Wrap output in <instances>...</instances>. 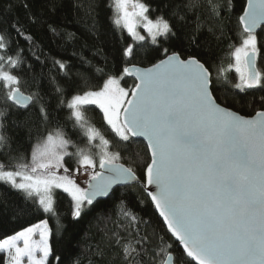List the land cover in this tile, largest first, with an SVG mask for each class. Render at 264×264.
Instances as JSON below:
<instances>
[{
	"label": "snow or ice",
	"instance_id": "obj_1",
	"mask_svg": "<svg viewBox=\"0 0 264 264\" xmlns=\"http://www.w3.org/2000/svg\"><path fill=\"white\" fill-rule=\"evenodd\" d=\"M114 2V25L122 24L137 42L146 39L136 31L134 18H142L152 45H156L145 55L156 62L146 68L130 63L140 52L138 45L127 44L117 50L112 74L100 70L102 76L106 75L102 85L93 88L85 79L71 96L68 108L71 118L84 129L86 148L68 153L70 141L61 131L50 130L33 146L29 163H19L15 170H6L0 163V181L23 194V203L15 205L18 214L58 217L54 190L61 189L71 197V216L77 220L85 204L91 206L96 197L107 196L113 185L140 182L133 166L118 162L122 159L121 151H111L109 139L95 127L86 126L82 108L96 105L103 111L104 120L118 138L122 151H129L134 138L142 137L147 142L149 158L142 172L143 191L163 218L171 237L181 246L173 248L165 243L164 237H159V244L149 248L156 239L155 233L137 234L138 239H129L127 243L112 233L107 237L106 247L109 250L115 247L113 258L119 259L120 264H264V96L258 101H247L249 107L260 105L254 115L244 116L234 111L235 104L243 106L245 101L235 96L220 100L214 95L207 61L198 53L185 56L183 52H169L162 47L158 37L172 34L168 19L163 16L149 19L147 6L139 0ZM206 2L213 15L220 18V24L214 28L222 36L227 18L220 13L231 10L230 0L223 4L219 0ZM200 6L201 0H188L185 5L189 10ZM24 8L30 12L27 3ZM2 12H14L11 0ZM29 19L34 23L39 21L35 13ZM238 22L246 36L231 53L234 64L229 68L238 74V82L233 86L238 90L236 95L246 96L250 89L264 90V75L256 69L258 48L254 34L264 23V0H247ZM7 27L26 31L18 18ZM49 30L54 31L55 26L49 24ZM4 31L5 28H0V32ZM6 47L4 36L0 35V50ZM158 56L163 58L157 59ZM6 63L15 67L18 61L9 56ZM57 63L64 69V63ZM131 76L137 81L135 87L130 90L122 87L121 81ZM14 85H19V79L5 70L0 56V87L7 88L5 107L0 108V148L8 146L11 140L6 132L7 101L25 110L34 101L33 95H25ZM40 112L46 119L43 106ZM97 138L98 144L94 143ZM72 155L77 157L75 172L79 174L82 169L87 175V188L76 182L72 170L66 166L65 157ZM9 159L26 157L21 154ZM0 252L7 253L5 264H24L25 259L27 264H51L54 250L48 220L40 219L0 239ZM97 254L108 255L99 246ZM56 261L61 264V257H56Z\"/></svg>",
	"mask_w": 264,
	"mask_h": 264
},
{
	"label": "trees",
	"instance_id": "obj_2",
	"mask_svg": "<svg viewBox=\"0 0 264 264\" xmlns=\"http://www.w3.org/2000/svg\"><path fill=\"white\" fill-rule=\"evenodd\" d=\"M10 0H0V32L7 45L0 50L6 71L12 72L19 79L20 90L33 95L25 110L7 101L8 116L6 119L7 135L11 138L8 146L0 148V163L6 170L15 169L19 163H27L33 146L40 142L50 130H59L70 141L68 147L73 152L85 148L88 144L84 129L71 118L68 100L87 79L88 84L95 88L102 85L104 74H112L116 65L117 50L127 44L138 45L140 55L131 59L130 63L139 66H150L155 59L145 55L156 47L148 39L133 41L127 30L116 26L112 0H11L14 12L3 13ZM147 8V16L157 18L163 16L172 26V34L158 37L163 48L169 52H183L185 56L198 53L207 61L214 81V95L220 100L227 96L230 100L235 96L244 102L235 104L233 110L242 115H253L260 105L249 107L247 101L259 100L264 90L259 88L248 90V94L238 93L233 86L238 82L237 75L229 65L233 63L231 55L241 44L246 33L238 22L243 11L245 0H230L231 10L221 11V17L227 18L223 24V35L215 30L220 18L213 15L206 0L201 6L189 10L185 7L188 0H140ZM216 3L217 0H212ZM227 3L228 0H219ZM28 4L30 12L24 8ZM31 13L39 17L38 22L29 19ZM176 13V15H173ZM180 17H183L181 19ZM15 18L24 25L26 31L7 27ZM49 24L55 30H49ZM19 32V34H18ZM256 66L264 75V30L257 33ZM11 56L18 61L15 67L7 65ZM163 58L158 56L157 59ZM64 63L61 69L59 63ZM223 69V71H221ZM118 74V73H117ZM122 86L132 88L133 77H125ZM59 89V91H58ZM7 88L0 87V108L5 107ZM43 106L47 118L40 112ZM84 122L98 129L110 141L111 151H121L122 159L118 162L133 166L140 182L115 187L106 198L94 201L93 205L85 204L82 216L74 220L71 216L72 202L61 190H54L55 208L58 217L43 213L35 216H20L15 208L23 203V194L0 181V239L13 235L40 219H47L50 229V244L54 255L51 264H57L56 257H61V264H120L119 259L112 257L115 247L109 250L107 237L117 233L127 243L129 239H138V235L155 233L148 245L153 248L159 244V237L173 248H180L167 231L163 218L159 216L147 193L143 191L144 176L142 175L145 161L149 156L146 145L140 139H133L129 151L124 152L106 124L102 112L94 105L82 108ZM133 153H139L138 156ZM21 154L24 160L9 159ZM68 164L73 156L66 157ZM73 165H70L72 167ZM124 212L128 215L125 216ZM135 217L133 220L132 217ZM58 226H63L62 229ZM107 234V236L105 235ZM104 248L107 256L97 254V247ZM5 255L0 252V264H5Z\"/></svg>",
	"mask_w": 264,
	"mask_h": 264
},
{
	"label": "rangeland",
	"instance_id": "obj_3",
	"mask_svg": "<svg viewBox=\"0 0 264 264\" xmlns=\"http://www.w3.org/2000/svg\"><path fill=\"white\" fill-rule=\"evenodd\" d=\"M112 2H113V8H114V18H115V16H116V9H115V2H114V0H112ZM135 2H137V0H132V3H135ZM139 2H140V0H139ZM128 10L131 12V11H133V8H132V4L130 3L129 5H128ZM146 15H147V13H146ZM149 19H152V20H155L156 18H150V17H148ZM135 20H136V31L137 32H139L141 35H144L145 36V38L146 39H148V41L149 42H151V38L149 37V35H148V33L145 31V29H144V27H143V24H144V21L142 20V18H140V17H135L134 18ZM121 27H123V25L121 24L120 25ZM124 28V27H123ZM132 40H133V38H132ZM134 41V40H133ZM242 41H243V39H242ZM242 41H241V44H242ZM241 44L239 45V46H241ZM238 46V47H239ZM232 64H234V58H233V63ZM233 70H234V68H232ZM235 71V70H234ZM236 73V72H235ZM236 75H237V78H238V74L236 73ZM238 80V79H237ZM15 86V85H14ZM121 86H122V84H121ZM122 87H124V86H122ZM126 89H132V88H127V87H125ZM70 100V99H69ZM94 106H96V105H94ZM101 112H102V114H103V111L98 107V106H96ZM106 122V121H105ZM107 124V123H106ZM65 138V137H64ZM66 139V138H65ZM94 143H99V139L97 138V140L96 141H94ZM37 144V143H36ZM69 145V144H68ZM87 147V146H86ZM85 147V148H86ZM66 151L68 152V153H72V154H74V153H76L77 151H72L71 149H69V147L67 146V148H66ZM93 151L94 152H96V151H98V150H96V149H93ZM73 156V162H71L70 161V163L68 164V162L66 163V166L67 167H69L71 170H72V172H71V175L73 176V178L74 179H76V182L82 187V188H85V185H86V183H87V175H85L84 174V172H83V170L81 169V171H80V173L79 174H77L76 172H75V168L77 167V165H76V159H77V157L75 156V155H72ZM66 158V157H65ZM30 159H31V156L29 157V161L27 162V163H29L30 162ZM97 160H98V158H97ZM70 165H73L72 167H70ZM98 167V166H97ZM7 170H9V169H7ZM11 170H15V169H11ZM62 169L60 170V172L62 173ZM58 190H61V189H58ZM61 191H63V190H61ZM67 194V193H66ZM68 195V194H67ZM69 198H70V200H71V197L69 196ZM72 202V201H71ZM38 238V237H37ZM20 246L22 247L23 245H22V242L20 243ZM4 253V255H5V257L7 256V253H5V252H3ZM24 264H27V261H26V259H25V262H24Z\"/></svg>",
	"mask_w": 264,
	"mask_h": 264
},
{
	"label": "water",
	"instance_id": "obj_4",
	"mask_svg": "<svg viewBox=\"0 0 264 264\" xmlns=\"http://www.w3.org/2000/svg\"><path fill=\"white\" fill-rule=\"evenodd\" d=\"M247 6V0H245V5H244V7H246ZM242 14V13H241ZM240 14V15H241ZM241 26V25H240ZM241 28H242V26H241ZM261 28H263V30H264V23H262V24H260L256 29H255V31H254V34L255 33H257ZM242 31H243V28H242ZM138 67H141V68H146V67H150V66H139V65H137ZM256 69H257V66H256ZM258 70V69H257ZM131 77H133L134 79H135V77L134 76H131ZM136 80H135V84H136ZM135 87V85L133 86V88ZM22 92V91H21ZM25 94V93H24ZM25 95H27V94H25ZM12 102V101H11ZM13 103V102H12ZM235 111V110H234ZM255 114V113H254ZM253 114V115H254ZM242 115V114H241ZM244 116H246V115H244ZM135 139H140V140H142L143 142H144V144L146 145V141L142 138V137H140V138H135ZM119 163H121V162H119ZM126 166V165H125ZM133 183H136V182H133ZM133 183H129V184H133ZM122 185H128V184H115V185H113L112 186V188L109 190V194L111 193V191L115 188V187H117V186H122ZM87 183H86V185H85V188H87ZM148 188H149V190H154L153 188H152V186H148ZM108 194V195H109ZM107 195V196H108ZM107 196H99V197H96V199L94 200V201H96V200H98V199H101V198H106ZM157 211V210H156ZM158 212V211H157ZM158 214H159V212H158Z\"/></svg>",
	"mask_w": 264,
	"mask_h": 264
},
{
	"label": "flooded vegetation",
	"instance_id": "obj_5",
	"mask_svg": "<svg viewBox=\"0 0 264 264\" xmlns=\"http://www.w3.org/2000/svg\"><path fill=\"white\" fill-rule=\"evenodd\" d=\"M97 170H99V168L97 167Z\"/></svg>",
	"mask_w": 264,
	"mask_h": 264
}]
</instances>
